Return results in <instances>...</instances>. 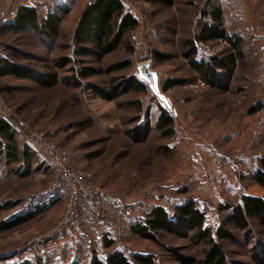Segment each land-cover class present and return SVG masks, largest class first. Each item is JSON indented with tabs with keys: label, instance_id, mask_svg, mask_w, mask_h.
<instances>
[{
	"label": "rangeland",
	"instance_id": "rangeland-1",
	"mask_svg": "<svg viewBox=\"0 0 264 264\" xmlns=\"http://www.w3.org/2000/svg\"><path fill=\"white\" fill-rule=\"evenodd\" d=\"M87 1L0 0V65L8 60L42 74L56 69L62 79L53 88H41L29 79L0 76V122L12 123L20 153L14 160L0 133V222L35 213L0 230V264L25 259L87 264L115 250L130 258L150 255L156 264H204V243L168 232H160L161 244L155 243L133 234L130 226L153 204L171 210L193 198L215 231L229 214L224 204L237 203L243 194L264 198V188L252 177L264 156V108L250 113L264 102V0H210L223 7L229 32L244 41V58L225 91L203 82L182 55V40L200 30L201 10L209 0H124L139 19L126 35L134 50L128 52L124 42L101 59L73 54V34ZM21 6L37 7L42 18L57 11L62 19L58 34L47 39L29 29L1 30ZM203 45V57L227 46L223 41ZM65 57L76 62L61 67ZM144 63L154 73L157 92L140 73ZM80 67L96 72L75 86L73 69ZM133 75L144 80L146 91L106 100L91 87L120 85ZM170 78L186 83L164 91ZM162 106L175 119L172 137H161L155 128ZM147 119L151 131L136 141ZM27 126L69 151L74 166L92 174L94 185L105 192L101 206L81 211L68 229L58 228L67 196L47 193L53 173L28 142ZM250 221V231L232 229L236 241L221 240L227 264H257L264 227L256 218Z\"/></svg>",
	"mask_w": 264,
	"mask_h": 264
},
{
	"label": "trees",
	"instance_id": "trees-1",
	"mask_svg": "<svg viewBox=\"0 0 264 264\" xmlns=\"http://www.w3.org/2000/svg\"><path fill=\"white\" fill-rule=\"evenodd\" d=\"M172 3V0H161ZM65 13L69 8H63ZM203 21L200 30L192 37L182 40L183 56L188 60L189 65L199 73L203 82L212 88L227 90L229 81L234 76L238 63L244 58L243 37L240 34L229 32L225 24L224 9L221 5H214L207 1L201 10ZM61 16L58 12L48 14L42 18L37 7L21 6L14 14L11 22L1 28L5 31H26L33 30L41 36L49 39L59 32ZM139 26L137 16L126 7L124 0H90L83 9L78 24L73 34V54L80 56H95L101 59L103 56L117 50L121 44L126 43L128 52H133L132 43L127 40V34ZM215 41H223L227 46L219 54L203 57L199 54L197 42L208 44ZM157 59L163 58L161 53L155 52ZM73 58L61 59L59 65L66 66ZM81 63V60H78ZM131 61L125 62L129 65ZM116 69L119 65L115 66ZM76 80L72 79L75 86H79V78L87 79L96 72L94 68L80 67L73 69ZM141 73V72H140ZM14 75L18 78H25L35 81L41 88H53L61 78L59 72L54 69L46 73H39L28 66L4 60L0 65V76ZM71 83V84H72ZM186 82L179 78L167 79L163 84V90L167 91L177 85H184ZM92 89L103 99L114 100L125 92L137 90L144 92L147 85L144 80L135 75L129 77L126 82L120 85L112 84L109 88H102L97 84H91ZM264 108V102L253 106L250 113H255ZM143 132L138 136L134 133L136 141L147 139L151 131V124L147 119ZM139 127V126H138ZM156 130L161 137L168 138L175 135V119L167 108H160ZM139 129H142L139 127ZM0 133L8 139L9 155L19 161V147L15 140L12 123L9 120L0 122ZM138 136V137H137ZM2 144L0 143V147ZM27 151V150H26ZM253 179L264 188V156L260 159V166L253 171ZM223 209L229 210V214L214 231L206 224V214L198 206L196 200L190 198L183 203L176 204L170 210L162 204L149 206L145 216L133 222L130 230L141 238L160 243V232H168L177 237H192L205 244L204 264H227L226 253L221 240L236 241L232 229L241 231L251 230V218H256L264 227V198L243 194L241 200L235 204H224ZM35 215L30 212L19 218L10 221L0 222V230L13 223H22ZM112 241H108L110 246ZM262 254L257 259V264H264V246ZM3 264H57L55 262L35 263L25 259L19 263L5 262ZM72 264H82L75 261ZM87 264H156L150 255L134 254L130 258L124 251L115 250L105 259L93 256Z\"/></svg>",
	"mask_w": 264,
	"mask_h": 264
},
{
	"label": "built area",
	"instance_id": "built-area-1",
	"mask_svg": "<svg viewBox=\"0 0 264 264\" xmlns=\"http://www.w3.org/2000/svg\"><path fill=\"white\" fill-rule=\"evenodd\" d=\"M1 22L0 20V27ZM203 44L197 42L200 50L203 49ZM27 140L31 146L42 153L47 166L53 173L47 193L54 194L60 191L67 196V207L58 224L59 229L70 228L84 209L101 206L104 202V190L94 185L92 174L74 166L69 151L49 140L46 133L28 126Z\"/></svg>",
	"mask_w": 264,
	"mask_h": 264
},
{
	"label": "water",
	"instance_id": "water-1",
	"mask_svg": "<svg viewBox=\"0 0 264 264\" xmlns=\"http://www.w3.org/2000/svg\"><path fill=\"white\" fill-rule=\"evenodd\" d=\"M139 70H140L142 76H143L145 79H147L150 88H151L154 92H157L154 73H153V71L150 69L149 64H148V63L141 64V65L139 66Z\"/></svg>",
	"mask_w": 264,
	"mask_h": 264
},
{
	"label": "crops",
	"instance_id": "crops-1",
	"mask_svg": "<svg viewBox=\"0 0 264 264\" xmlns=\"http://www.w3.org/2000/svg\"><path fill=\"white\" fill-rule=\"evenodd\" d=\"M61 1H66V0H61ZM78 1V0H77ZM90 0H88L87 2H89ZM86 3V2H85ZM79 4H80V0H79ZM77 6V5H76Z\"/></svg>",
	"mask_w": 264,
	"mask_h": 264
}]
</instances>
